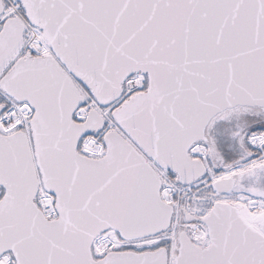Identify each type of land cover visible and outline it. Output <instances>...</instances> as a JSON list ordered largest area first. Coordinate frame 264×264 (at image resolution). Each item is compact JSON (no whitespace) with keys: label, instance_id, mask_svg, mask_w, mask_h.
<instances>
[{"label":"snow or ice","instance_id":"6c2138e0","mask_svg":"<svg viewBox=\"0 0 264 264\" xmlns=\"http://www.w3.org/2000/svg\"><path fill=\"white\" fill-rule=\"evenodd\" d=\"M0 264H264V0H0Z\"/></svg>","mask_w":264,"mask_h":264}]
</instances>
